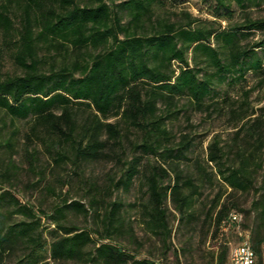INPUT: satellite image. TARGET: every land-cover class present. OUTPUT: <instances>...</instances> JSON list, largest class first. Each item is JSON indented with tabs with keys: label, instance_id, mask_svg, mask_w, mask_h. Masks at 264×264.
<instances>
[{
	"label": "trees",
	"instance_id": "trees-1",
	"mask_svg": "<svg viewBox=\"0 0 264 264\" xmlns=\"http://www.w3.org/2000/svg\"><path fill=\"white\" fill-rule=\"evenodd\" d=\"M215 1L227 9L229 3L242 5L244 0ZM12 3L21 7L14 59L22 74L0 77V109L13 118H31V132L43 131L54 140L53 148H60L62 140L70 144L76 161L99 160L113 150L122 137L121 121L148 136L142 143L143 151L156 153L160 139L168 137V131L161 124L164 116L158 113V103L169 107L176 98L185 96L197 108L214 107L218 103L205 107L204 100L211 94L216 77L231 74L241 81L246 72L252 71L259 75L257 85L264 87V63L255 52L264 50V18L245 17L221 29L198 23L186 11L180 12L183 17L177 21L156 15L155 0H6L0 8V28L7 35L13 29L8 9ZM178 14L175 12L177 17ZM224 19L229 21L230 17ZM255 32L259 33L257 38L243 43V38ZM41 42L92 53L84 62L76 60L71 66L45 73L39 68ZM198 51L205 54L209 65L215 68L214 73L200 74L189 65L188 54L191 52L195 59ZM250 93V89L244 90L242 104L234 103L230 108L232 116L242 122L236 125L233 143L223 145L215 136L207 146V161L232 189L226 197L222 191L215 194L206 211L207 219L214 222L221 234L223 230L237 234L238 228L246 230L242 218L235 221L230 217L232 213H240L231 211L238 207L233 200L234 192L252 189L262 168L258 155H263L264 150V104L261 113L252 117L254 112L247 106ZM82 104L89 108V113L79 119L74 106ZM111 118L118 120L111 122ZM190 144L191 139L184 134L176 143L177 152L182 153ZM137 163L135 160L128 167L125 179L121 180L124 187L139 172ZM151 169L146 178L149 223L158 232L168 234L164 200L170 196L181 212L190 201L183 185L193 188L191 194L197 193V188L190 178L181 182L180 172L176 173L173 184L164 186L162 180L169 177L168 169L162 164ZM260 189L262 196L253 205L257 213L248 237L256 255L255 264H263L264 172ZM71 203L86 211L79 201ZM8 206L36 217L32 207L21 204L8 190H3L1 216L4 217L3 209ZM120 207V203L112 204L108 225L116 219ZM60 228L61 233L50 231L53 233L50 260L41 264L79 261L85 257L88 262L99 264H160L149 258L138 259L108 242L89 250L93 241L89 232ZM32 229L29 221L7 224L0 218V264H22L34 252L40 243L30 235ZM27 239L34 242L29 252L18 259L11 258ZM226 256L225 250L220 263L226 261ZM175 260L178 262L177 254Z\"/></svg>",
	"mask_w": 264,
	"mask_h": 264
},
{
	"label": "rangeland",
	"instance_id": "rangeland-1",
	"mask_svg": "<svg viewBox=\"0 0 264 264\" xmlns=\"http://www.w3.org/2000/svg\"><path fill=\"white\" fill-rule=\"evenodd\" d=\"M4 2L6 0H0V8ZM227 7L218 6L215 0H155L154 3L156 15L177 21L183 17L180 12L186 11L197 18L198 23L221 29L241 22L245 17L264 18V0H244L242 5L231 2ZM8 9L13 29L7 35L0 28V77L22 74V68L14 59L21 7L12 3ZM175 12L179 13L178 17ZM226 16L230 17L229 21L224 19ZM258 36L259 33L255 32L243 38V43ZM255 52L264 63V50ZM90 53L41 42L38 45L39 68L45 73L55 72L61 66H71L76 60H88ZM188 62L200 74L215 72L201 51L197 52L195 59L190 52ZM177 67L175 63L174 68ZM258 81L259 75L252 71L246 72L241 81L231 74L214 78L212 92L204 100L205 107L218 103L214 107L197 108L185 96L176 98L169 107L159 102L158 113L164 116L161 124L168 131V137L160 139L156 153L143 151L141 146L148 136L121 121L119 142L113 150L95 161H76L70 144L62 140L60 148H53L54 140L43 131L31 132V118H13L0 109V193L8 190L21 204L32 207L36 215L30 217L17 211V207L8 206L3 209L4 217L0 215V218L7 224L31 222L33 229L30 235L40 243L22 264H41L50 260L53 236L50 231L61 233L60 226L89 232L93 240L89 250L101 242H108L122 247L138 259L149 258L160 264H222L221 254L226 250L223 264H227L230 249L248 239L255 220L257 211L253 205L262 196L260 184L264 172V150L261 152L263 155H258L262 159V168L258 170L253 188L243 193L234 192L233 196L238 207L231 211L242 214L246 230L238 234L223 230L221 234L214 222L207 219L206 211L215 194L222 191L226 197L232 189L219 178L214 165L207 161V146L215 136L223 145L233 143L236 125L240 126L242 122L232 116L230 108L234 103L242 104L244 90H251L247 106L254 112L252 117L261 113L264 87H259ZM74 110L79 119L89 113V108L83 104L75 105ZM117 120L110 119L111 122ZM184 134L191 139V144L179 154L176 143ZM135 160L139 172L131 184L124 187L121 180L125 179L128 167ZM160 164L169 171V177L162 180L164 186L173 184L176 173L180 172L181 182L190 178L197 188V193L191 194L193 188L183 185V192L190 195V201L181 212L170 196L164 200L168 234L154 229L148 215L146 178L152 172V166ZM74 201H79L86 211L75 208L71 203ZM114 202L120 203L121 207L116 219L108 225L107 217ZM59 208H62L61 212H58ZM105 236L108 238H103ZM32 244L34 242L27 239L11 258L23 257ZM60 264L99 263L88 262L85 257Z\"/></svg>",
	"mask_w": 264,
	"mask_h": 264
},
{
	"label": "built area",
	"instance_id": "built-area-1",
	"mask_svg": "<svg viewBox=\"0 0 264 264\" xmlns=\"http://www.w3.org/2000/svg\"><path fill=\"white\" fill-rule=\"evenodd\" d=\"M231 219L235 221H240L242 214L232 213ZM239 233H241V228H238ZM246 232V231H245ZM262 255H263V264H264V243L262 246ZM256 255L252 247L250 246L248 239L243 240V242L233 246L228 254V263L227 264H255Z\"/></svg>",
	"mask_w": 264,
	"mask_h": 264
}]
</instances>
